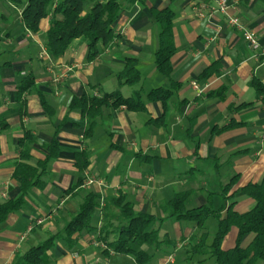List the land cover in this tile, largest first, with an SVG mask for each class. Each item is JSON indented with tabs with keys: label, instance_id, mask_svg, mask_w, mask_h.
Returning <instances> with one entry per match:
<instances>
[{
	"label": "crops",
	"instance_id": "crops-1",
	"mask_svg": "<svg viewBox=\"0 0 264 264\" xmlns=\"http://www.w3.org/2000/svg\"><path fill=\"white\" fill-rule=\"evenodd\" d=\"M103 1L87 0L83 11ZM227 3L228 13L254 32L264 47V0ZM201 4L205 9L199 16ZM166 6L174 12L175 53L169 78L154 65L159 26L150 12L151 7ZM215 10L214 0L135 3L112 25L113 40L96 43L94 56L88 57V42L77 38L62 57L53 58L44 47L48 19L31 32L22 22V8L0 0V202L20 196L12 174L21 146H26L25 162L32 167L45 158V145L55 132L59 146L57 157L42 173L39 169L40 185L31 187L21 209L0 224V264H13L16 256L50 234L62 233L88 192L99 196L91 222L94 229L79 234L71 248L56 240L47 252L49 264H137L133 256L117 254L98 240L105 200L119 193L136 212L157 218L165 217L161 205L182 192L188 193V210L210 205L224 217L230 203L239 213L251 209L253 201L240 189L264 177V90L257 94L253 85L256 81L264 87V56L251 50L241 30L229 26L225 15ZM127 58L136 60L140 79L119 87L116 74ZM213 63H218L219 73L201 78ZM26 76L34 85L19 95L17 87ZM171 82L177 88L165 103L147 100L151 90L168 89ZM116 90L123 97L139 91L144 109L103 106L97 124L85 135L87 119L70 108L71 100L83 95L100 98ZM219 91L221 95L215 96ZM81 152L88 161L82 171L75 160ZM90 178L101 184H87ZM233 178L231 188L222 193ZM216 229V219L208 218L207 243ZM237 233L236 227L229 230L222 249L235 246ZM197 236L194 223L168 219L160 225L159 237L171 241V246L141 249L152 257L147 264H161L172 250L183 251L184 264L185 257L193 256L188 251ZM252 237L245 236L241 246Z\"/></svg>",
	"mask_w": 264,
	"mask_h": 264
},
{
	"label": "trees",
	"instance_id": "trees-1",
	"mask_svg": "<svg viewBox=\"0 0 264 264\" xmlns=\"http://www.w3.org/2000/svg\"><path fill=\"white\" fill-rule=\"evenodd\" d=\"M10 4L22 8L21 19L25 28L31 32H37L43 20L48 19V28L44 35V47L53 58H60L67 50L70 43L77 38H83L88 42V57L94 56L95 45L100 42L104 45L110 43L113 38L112 25L118 19L123 9L133 6L135 3L146 4L150 0H104L94 3L87 12L83 11V5L87 0H7ZM174 1V0H169ZM153 20L159 26L158 46L154 52V65L157 71L169 78L171 73V59L175 53L173 41L174 12L170 6L164 8H150ZM218 63H213L201 74L205 79L213 74H218ZM119 87L135 84L140 79L136 60L127 58L123 69L116 74ZM33 79L29 76L23 78L17 87L21 95L33 87ZM257 94L264 87L253 81ZM177 85L171 82L170 88H157L147 94L148 101H160L165 103L176 91ZM222 91L216 92L220 96ZM212 94V93H211ZM44 105V102H43ZM243 104L238 108L248 106ZM103 106H124L129 110L142 111L144 102L139 91H135L129 97H123L119 90L106 93L100 98L81 96L73 98L70 108H77L88 122L85 135H88L97 124V117ZM23 139L19 145H23ZM47 154L42 161H38L36 167L26 164L29 158L26 146L20 147V160L15 164L13 179L18 183L20 196L15 200L0 202V224L6 218L24 204V198L31 187L39 186V178L47 165L57 155L59 146L55 136L45 145ZM76 166L82 171L88 165L84 153L75 156ZM39 169L41 173H39ZM234 178L222 187V193L226 194L233 184ZM240 191L253 201V206L246 212L239 213L234 210V203H230L226 214L221 217L218 212L212 210L210 205L186 209L185 200L187 192L176 194L170 201L161 205L164 218H157L151 214L136 212L133 205L123 193L115 198L105 200L103 208V223L98 231V240L105 247L117 254L133 256L137 264L150 263L152 257L141 249L143 245L153 249H161L171 246V241L159 237L160 225L168 220H187L195 224L199 230V236L190 242L189 253L191 255H209L215 264H264V177L259 183H248ZM99 208V196L88 192L79 205L78 211L65 226L62 233L50 234L41 244L34 246L25 253L15 257L13 264H49L47 252L56 240H63L67 248L74 246L76 237L85 231L94 229L91 222L96 210ZM213 217L217 221V229L207 243L205 223ZM232 227L238 230L236 244L233 248L222 249V242ZM114 233L113 240L109 236ZM252 234L251 241L241 246L242 239Z\"/></svg>",
	"mask_w": 264,
	"mask_h": 264
},
{
	"label": "built area",
	"instance_id": "built-area-1",
	"mask_svg": "<svg viewBox=\"0 0 264 264\" xmlns=\"http://www.w3.org/2000/svg\"><path fill=\"white\" fill-rule=\"evenodd\" d=\"M214 1L216 3V10L215 11L220 12L223 15H225L227 24L229 26L234 27L238 30H241L242 37L251 50L258 52L261 56H264V47L260 46L258 39H257V36L254 34V32L245 29L237 17L232 16L228 13L229 5L227 3V0H214ZM200 9L201 10L205 9V5L201 4L199 6V10H198L199 16H202L203 14H202ZM193 86L196 87L195 84H193ZM92 183L101 184V182H99V181L97 182L96 180H94L92 178L87 180V184H92ZM35 223L40 224L41 220H36ZM161 264H173L172 255L171 254L167 255Z\"/></svg>",
	"mask_w": 264,
	"mask_h": 264
},
{
	"label": "rangeland",
	"instance_id": "rangeland-1",
	"mask_svg": "<svg viewBox=\"0 0 264 264\" xmlns=\"http://www.w3.org/2000/svg\"><path fill=\"white\" fill-rule=\"evenodd\" d=\"M129 88H131V87H129ZM128 94L130 95V92L126 93L125 96H127ZM208 242H210V240H208ZM171 255H172L173 259H175L177 261L176 264H180L183 262V251L172 250ZM181 255H182V257H181ZM203 258L204 257L198 256V255H193V256L189 255V257H187V258L185 257L184 264H209L208 260H210V262H214L210 256L205 257L204 262H202Z\"/></svg>",
	"mask_w": 264,
	"mask_h": 264
}]
</instances>
